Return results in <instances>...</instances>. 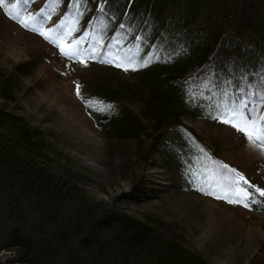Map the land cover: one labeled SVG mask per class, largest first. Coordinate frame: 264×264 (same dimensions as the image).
Instances as JSON below:
<instances>
[{"label":"rangeland","instance_id":"1","mask_svg":"<svg viewBox=\"0 0 264 264\" xmlns=\"http://www.w3.org/2000/svg\"><path fill=\"white\" fill-rule=\"evenodd\" d=\"M229 1L224 0V4ZM238 2L240 7L246 4L245 0ZM6 10L26 20L29 29L9 18ZM69 10L54 0H4L0 5V116L13 115L36 131L33 137L38 146L29 150L19 146L18 156L45 170L56 188L72 191L71 200L53 208L58 221L66 219L74 202L83 203L95 210L101 207L96 215L131 216L154 229L167 247L175 243L207 264H264V213L215 198L223 195L217 175L221 172L236 182L241 181L239 173L255 190H264V143L250 142L243 133L222 123L220 112H205L200 119L180 117L191 136L193 159L183 163L174 155L169 157L166 147L170 146L165 140L174 139L176 130L166 135L152 130L157 118L153 112H146L150 109L146 93L134 86L135 79L111 63L113 55L98 54L99 46L90 50L78 42L81 28L64 20ZM56 21L70 27L63 43L73 50L78 47L79 56L69 59L31 30L48 31L56 39L68 30L57 27ZM28 62L30 70H16ZM190 81L183 86V102L193 107L200 82ZM106 84L116 91L117 105L141 119V136L117 140L97 129L86 101L93 96L91 89ZM5 86L12 99L1 92ZM249 113L257 120L255 109ZM209 173L211 179L203 181ZM205 184L218 186L209 190ZM238 195L245 199L243 188ZM14 257V252L0 251V264H18L12 263Z\"/></svg>","mask_w":264,"mask_h":264},{"label":"trees","instance_id":"2","mask_svg":"<svg viewBox=\"0 0 264 264\" xmlns=\"http://www.w3.org/2000/svg\"><path fill=\"white\" fill-rule=\"evenodd\" d=\"M54 2L70 9L64 20L81 28L78 42L87 43L90 50L99 46L98 54L119 56L121 63L131 57L139 65L135 71H124L147 95L150 109L146 112H153L157 118L152 130L165 135L176 130L174 139L165 140L170 146L165 145L169 157L174 155L183 163L193 159L191 136L180 117L200 119L203 113L216 111L219 117L227 116V109L241 106L243 96L246 115L249 109H255L257 120L264 115V14L260 13L264 0H245L242 7L238 0L227 5L224 0ZM56 24L68 29L69 35L68 25ZM27 69H31V62L16 68ZM193 79L200 83L196 86V105L188 107L183 102V86L187 80L194 84ZM91 91L86 108L102 135L117 140L141 136V119L117 105L114 88L106 84ZM1 92L12 99L7 86ZM0 119V131L4 130L0 132V251L14 252L12 263L207 264L175 243L167 247L154 229L131 216L96 215L101 207L95 210L74 202L66 219L59 222L53 208L72 198V191L56 188L45 170L18 156L19 146L27 150L38 146L33 137L36 131L13 115H1ZM168 163L172 169V158ZM210 177L209 173L202 179ZM237 183L253 193L248 209L264 213V198L243 181ZM204 186L215 190L218 185ZM141 255L146 257L141 259Z\"/></svg>","mask_w":264,"mask_h":264},{"label":"snow or ice","instance_id":"3","mask_svg":"<svg viewBox=\"0 0 264 264\" xmlns=\"http://www.w3.org/2000/svg\"><path fill=\"white\" fill-rule=\"evenodd\" d=\"M74 2L78 3L79 0H74ZM4 3V0H0V5ZM15 6V5H14ZM101 11H103V6H101ZM6 15L9 16V18L16 20L21 24L22 27L25 29H29V23L24 20L20 19L18 16H14L11 11L6 10ZM121 28H123V25H121ZM32 31L37 32L39 35L43 36L46 40H49L50 43L57 46L60 50V52L67 56L69 59H73L80 55L78 47L73 50L71 46H68L63 43L64 38L67 36V33H63L62 35L58 34L56 39H53L48 31H44L42 29L38 28H32ZM70 31V30H69ZM121 57L116 56L111 63L116 67H121L123 70L128 71L131 69L132 71L137 70L138 64L133 62V59L131 57H128L124 59V62L121 63ZM83 63V60L80 61ZM144 66H147V62H145ZM79 95V91L77 93ZM255 93H250V95H254ZM87 106V105H86ZM246 106V101L241 100V106L239 108L233 107L231 109H227L228 115H221L219 117L220 121L222 123L228 124L232 127H234L237 131L243 133L245 137L250 142H261L264 143V116L260 117L259 123L257 120L252 119L250 113L245 114L244 108ZM111 105H108V108L111 109ZM235 121V122H234ZM221 168L228 169L229 172H235L234 169H229L228 165H221ZM218 176L221 177L220 179V189L223 192V195H217L215 196L216 199H224L228 203H236L241 204L243 207L248 208L249 203L248 199L253 196V193L248 191L247 189H244L245 192V199L241 200L238 191L241 189V186L239 183L236 182V180L229 175H224L222 173H217ZM237 176H239V180L244 181L245 184L248 182L244 179L243 176L239 175L237 173ZM257 193H259L260 197H264V190H261L257 188L255 190ZM209 194V193H205ZM256 201L253 199L252 203H255Z\"/></svg>","mask_w":264,"mask_h":264}]
</instances>
